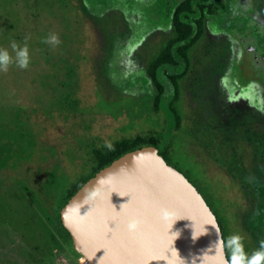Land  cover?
Here are the masks:
<instances>
[{
    "label": "rangeland",
    "instance_id": "374dc122",
    "mask_svg": "<svg viewBox=\"0 0 264 264\" xmlns=\"http://www.w3.org/2000/svg\"><path fill=\"white\" fill-rule=\"evenodd\" d=\"M126 28L119 11L97 15L83 0H0V48L11 51V41L31 37L29 67L0 72V264H88L56 215L67 191L95 168L96 153L123 138L168 142L174 163L192 173L225 226L230 197L248 208L250 191L263 190L264 180L254 182V154L229 145L227 122L221 134L214 130L204 114H217L220 105L197 94L189 79L176 126L165 107L153 110L156 90L143 69L161 29L146 26L126 71L112 77L106 70ZM50 33L59 46L42 42ZM212 34L204 29L195 55L227 51L222 34ZM261 164L264 176V157Z\"/></svg>",
    "mask_w": 264,
    "mask_h": 264
},
{
    "label": "water",
    "instance_id": "95a60500",
    "mask_svg": "<svg viewBox=\"0 0 264 264\" xmlns=\"http://www.w3.org/2000/svg\"><path fill=\"white\" fill-rule=\"evenodd\" d=\"M134 217L142 227L130 234L126 224ZM59 220L88 264H192L217 240L211 225L218 223L205 200L158 147L148 144L98 168L64 201ZM218 262L216 256L205 264Z\"/></svg>",
    "mask_w": 264,
    "mask_h": 264
},
{
    "label": "flooded vegetation",
    "instance_id": "af4514ba",
    "mask_svg": "<svg viewBox=\"0 0 264 264\" xmlns=\"http://www.w3.org/2000/svg\"><path fill=\"white\" fill-rule=\"evenodd\" d=\"M143 2L148 22L154 18L160 23L167 21L166 17L176 3L174 0ZM186 13V16L192 17L195 24L201 23L202 34L204 29L211 34L221 33L226 39L227 51L199 56L195 55L191 48L184 66H162V81L168 85L164 86L165 97L166 90L171 89L170 75L178 81V97L174 99L177 106H181L185 100V88L182 84L188 79L192 89L195 90L196 86L197 94H204L220 105L217 108L221 109L220 112L217 111V114L213 113L211 116L205 113L204 116L213 123L214 130L220 134L226 128L227 122L229 145L239 149L241 153L243 149H247L254 154L253 173L258 175L254 182L255 185L261 186L264 180L260 170L264 157V0H192L191 11ZM159 32L164 36L163 39L168 33L163 28ZM214 34L212 35L217 36ZM169 117L171 125L176 126L177 120L171 115ZM163 146H168L172 163L169 165L191 182L213 212L217 222L221 221L224 238L239 233L244 237L245 251L251 253L258 248L260 241L264 240V188L257 191L255 187L252 193L250 191L248 208L244 207L245 203L232 202L230 197L226 206L225 226L192 173L179 169L174 163L171 145L167 142Z\"/></svg>",
    "mask_w": 264,
    "mask_h": 264
},
{
    "label": "trees",
    "instance_id": "16d2710c",
    "mask_svg": "<svg viewBox=\"0 0 264 264\" xmlns=\"http://www.w3.org/2000/svg\"><path fill=\"white\" fill-rule=\"evenodd\" d=\"M174 1L176 3L171 9V13L168 11L170 14L166 17L167 21L160 23L157 19L153 18L150 22L151 25L144 24V21H147V16L145 15L146 8L143 7V0H83V3L87 6V9L94 14L104 15L111 10H117L125 17L127 32L120 35L121 37L119 36L118 41L113 43L114 45L112 46L109 57L110 60L105 67L106 70L112 74V77H116L121 71H126V66L128 68L129 65H132L133 54L138 48V45L141 44L143 37L146 36V26L149 29L163 28L165 31H168L157 50L149 56L143 73L146 75V78L153 83L156 90L153 96V103L156 106L153 107V110L157 111V105H162L163 108L165 107V111L177 120L178 111L174 99L178 97V81L174 76L169 75L171 81L170 96L165 98L164 83L159 76L160 68L166 64H180L184 66V62H187L189 50L193 48L194 44L201 37L203 27L200 22L195 24L191 16H186V12L191 11L192 0ZM182 59L184 61H182ZM139 144H148L158 147L165 162L167 164L171 163L168 146L165 147L161 145L158 137L137 136L131 139L123 138L119 141H115L110 147L105 148L103 151H98L96 153L95 168L87 177L81 179L67 191L65 200L98 168L127 149ZM56 218L59 221V210ZM217 223L224 237L223 225L220 220ZM59 226L64 234L70 238L61 227L60 222Z\"/></svg>",
    "mask_w": 264,
    "mask_h": 264
},
{
    "label": "clouds",
    "instance_id": "9594fccd",
    "mask_svg": "<svg viewBox=\"0 0 264 264\" xmlns=\"http://www.w3.org/2000/svg\"><path fill=\"white\" fill-rule=\"evenodd\" d=\"M30 39V35H26L22 44L15 40L11 41V51L8 48H0V72H7L13 64L21 70H26L29 67L31 58L28 41ZM42 42L52 47H57L61 43L58 35L54 33H50ZM166 216L167 210H162L161 218L164 219ZM211 226L217 233V240L212 242L207 249L203 250L200 256L193 257L192 264H196L197 260L200 264H205L207 259H215L216 256H219L218 264H264V240L260 241L258 248L248 253L245 251L244 237L242 235L233 233L225 239L218 225ZM141 227L142 221L137 217L130 219L126 224V230L130 234H136L140 231ZM204 234H206L205 229ZM178 235V232L175 233L176 237ZM213 251L214 255H210L209 253Z\"/></svg>",
    "mask_w": 264,
    "mask_h": 264
}]
</instances>
